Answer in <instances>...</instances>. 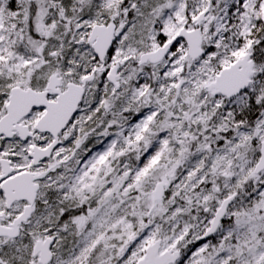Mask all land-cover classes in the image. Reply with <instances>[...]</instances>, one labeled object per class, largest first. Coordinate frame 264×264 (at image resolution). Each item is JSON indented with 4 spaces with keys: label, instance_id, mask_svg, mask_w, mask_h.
I'll use <instances>...</instances> for the list:
<instances>
[{
    "label": "snow or ice",
    "instance_id": "snow-or-ice-1",
    "mask_svg": "<svg viewBox=\"0 0 264 264\" xmlns=\"http://www.w3.org/2000/svg\"><path fill=\"white\" fill-rule=\"evenodd\" d=\"M0 264H264V0H0Z\"/></svg>",
    "mask_w": 264,
    "mask_h": 264
}]
</instances>
